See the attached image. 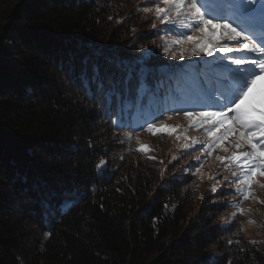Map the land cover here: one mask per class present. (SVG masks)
<instances>
[{
  "label": "trees",
  "instance_id": "16d2710c",
  "mask_svg": "<svg viewBox=\"0 0 264 264\" xmlns=\"http://www.w3.org/2000/svg\"><path fill=\"white\" fill-rule=\"evenodd\" d=\"M156 3L0 0V264H264L239 186L185 152L196 129L146 130L185 116L172 109L217 110L208 93L236 71H166L165 48L189 33Z\"/></svg>",
  "mask_w": 264,
  "mask_h": 264
},
{
  "label": "snow or ice",
  "instance_id": "6c2138e0",
  "mask_svg": "<svg viewBox=\"0 0 264 264\" xmlns=\"http://www.w3.org/2000/svg\"><path fill=\"white\" fill-rule=\"evenodd\" d=\"M161 3L164 7L159 6ZM213 3L214 0H157L155 15L161 23L175 24L179 21L182 27L191 28L194 32L198 31L201 34L195 39L191 35L185 38L193 45L192 55L197 54V49L208 56H213L219 50L226 54L225 59L229 58L228 54H232L230 62L237 66L226 90L213 89L211 93H208L214 106H218L217 110L172 109V111H182L196 127L209 125L204 128L206 134L212 138L207 145L209 150L219 147L230 136L234 137V148L248 147L251 149L239 152V154L234 151L227 158L218 157L222 163L227 159L229 163L236 165L239 175L237 176L235 171L232 175L236 178L235 182L240 185L237 192L244 199H248V188L251 187L253 178L257 173L264 177V139H262L264 138V92L261 93L259 100L250 99L249 96L257 79L264 76V38L257 40L253 34V26L257 20H259L260 30L264 32V0H221L215 7L212 6ZM257 3L260 5L259 8L254 7ZM152 10L149 7L143 9L145 12ZM185 20H188V23H185ZM230 20L238 23L234 26ZM184 42L183 40L175 41L180 45ZM168 52L169 49L165 48V53ZM235 52L243 54L236 56ZM249 54H255V56L252 57ZM179 58H184L183 50L180 51ZM245 68H250L251 71ZM92 71L93 79H99L98 67L94 66ZM124 71L123 83L125 85L134 78L133 73L135 72V78L140 80L143 86V77L146 75L143 68H126ZM83 85L88 87L86 72L83 76ZM217 91H219V96L216 95ZM108 100L111 102L112 97L108 96ZM146 123L148 125L146 130L153 135H156L158 131H167L171 135L175 131V129L169 130L167 126L157 129L154 122ZM130 138L131 134H129ZM195 143L194 140L192 144H186L185 152ZM146 149L147 146H141L138 150L145 151ZM223 150L228 151L227 148ZM197 159L200 158L197 157ZM211 191L215 193L216 187L213 186Z\"/></svg>",
  "mask_w": 264,
  "mask_h": 264
},
{
  "label": "rangeland",
  "instance_id": "374dc122",
  "mask_svg": "<svg viewBox=\"0 0 264 264\" xmlns=\"http://www.w3.org/2000/svg\"><path fill=\"white\" fill-rule=\"evenodd\" d=\"M160 7H164V5L161 3L159 5ZM179 22V21H178ZM185 23H188V20H185ZM180 24V23H179ZM181 26V25H180ZM182 30L188 31L189 35L195 39L196 37H199L201 34L196 31L194 32L191 28H185L180 27ZM173 40L170 41V46L168 47L169 52L167 53L170 57V64L165 68L166 71L170 70H178L182 67L184 64H190L193 67H196L198 70H203V77L204 78H214L213 71H221L222 69L227 70H236L237 66L232 65L230 63H219L217 64V61H225V53L220 52L217 50L213 56H208L206 53L200 51L197 49V54L192 55L191 54V48L193 45L187 41L183 43L182 45L175 43ZM184 51V58H179L178 54L180 51ZM189 52V55L185 57V54ZM165 53V50H164ZM173 53L175 55H173ZM242 52H235L236 56L242 55ZM252 57L255 56V54H249ZM229 58H231L232 54H228ZM228 58V59H229ZM185 61L186 63H183L180 65L179 63H175L177 61ZM211 61L212 65L207 66V68H204V65L202 63H205V61ZM175 61V62H173ZM222 68V69H221ZM245 70H250V68H245ZM264 92V76H261L259 79H257V82L255 85H253L252 90L249 94L250 99L253 100H259L261 98V93ZM259 106V105H258ZM164 126H167L169 130L171 129H177L181 131L180 136H183L188 132V130L195 128L196 130L193 132V136L190 137L191 143L192 141H196V143L192 146L195 147L194 151H202L203 155H197L200 159L196 160L195 163L200 164L202 163L201 169H199V173L201 176L209 180V177H215L218 175H222L219 177V180L226 181L224 178L227 177L228 179L236 180L235 177H233L232 172H237V176L239 175V170L236 168V165L234 163H229L227 159L221 162L218 157H230L232 153L235 151L237 154L239 152L243 151H250L251 149L248 147L236 149L233 147V140L234 137L230 136L226 141H224L219 147H216L214 149L209 150L207 145L211 142V137H209L206 132L204 131V128L208 127L209 125H204V127H196L191 124L189 119L184 116L181 119L178 120V118H175L172 121L166 122ZM183 130V131H182ZM222 131V130H221ZM174 132V131H173ZM219 134V133H217ZM264 139V138H262ZM227 148L228 151H224L223 149ZM210 152V154H209ZM239 187L240 185L236 183ZM249 198L243 199L244 207H242L243 211H240L242 213L240 215V219H238V223L242 227L245 235L253 240H262L264 244V177L260 176L259 173L256 174V176L253 178L252 185L250 188H248ZM251 221V222H250Z\"/></svg>",
  "mask_w": 264,
  "mask_h": 264
}]
</instances>
